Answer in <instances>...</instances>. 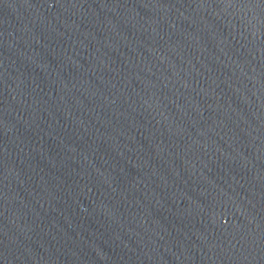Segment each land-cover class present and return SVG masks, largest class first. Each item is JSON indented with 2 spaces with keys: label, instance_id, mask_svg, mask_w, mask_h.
<instances>
[{
  "label": "water",
  "instance_id": "1",
  "mask_svg": "<svg viewBox=\"0 0 264 264\" xmlns=\"http://www.w3.org/2000/svg\"><path fill=\"white\" fill-rule=\"evenodd\" d=\"M0 264H264V0H0Z\"/></svg>",
  "mask_w": 264,
  "mask_h": 264
}]
</instances>
